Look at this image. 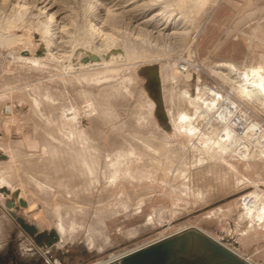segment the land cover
<instances>
[{
  "label": "rangeland",
  "instance_id": "rangeland-1",
  "mask_svg": "<svg viewBox=\"0 0 264 264\" xmlns=\"http://www.w3.org/2000/svg\"><path fill=\"white\" fill-rule=\"evenodd\" d=\"M83 1L0 0V264H101L191 226L264 264L263 230L254 244L240 241L250 226L242 197L264 189V157L209 158L214 121L188 100L207 84L264 120L263 103L240 100L235 75L218 67L264 64V8L132 0L97 22ZM133 1L152 3L138 21L129 19ZM233 3L240 9L227 17ZM49 14L58 26L49 23L56 47L48 48L36 25ZM112 40L127 47L121 60L78 68L81 47ZM183 113L193 133L176 127ZM35 213L44 226L26 223Z\"/></svg>",
  "mask_w": 264,
  "mask_h": 264
},
{
  "label": "bare ground",
  "instance_id": "bare-ground-1",
  "mask_svg": "<svg viewBox=\"0 0 264 264\" xmlns=\"http://www.w3.org/2000/svg\"><path fill=\"white\" fill-rule=\"evenodd\" d=\"M17 1V0H16ZM85 2H86V4L88 5V8L90 7V12H92L93 14H92V17H93V19L94 20H96L97 22H98V20L99 19H102V18H100L102 15H101V12L102 11H107V12H109V13H113V10H120V9H124L125 8V4L127 3L128 4V2L129 1H132V0H111V1H109V0H84ZM83 1V2H84ZM142 1H144V0H142ZM182 2H183V0H181ZM201 1H203V0H201ZM205 1V0H204ZM135 2L137 3V1L135 0ZM134 1L133 2H131L132 3V5L135 3ZM139 2V1H138ZM206 2V1H205ZM204 2V3H205ZM184 3H186L185 2V0H184ZM203 3V2H202ZM201 3V4H202ZM30 4V3H29ZM143 4V8L142 9H137V7H138V5L137 4H134V5H137V6H135L136 7V10H134L135 11V14L133 13V15H132V17H130L129 19H137L138 18V16H139V14H141L143 11H145V9H149L151 6V4H149V2L148 3H142ZM142 4H141V7H142ZM180 4V3H179ZM86 5V6H87ZM131 5V6H132ZM205 5V4H204ZM203 5V6H204ZM23 6H28V3H26L25 5H23ZM130 6V7H131ZM180 6V5H179ZM181 6H184V5H182L181 4ZM49 7V6H48ZM135 7H134V9H135ZM139 7H140V5H139ZM178 7V6H177ZM201 7H202V5H201ZM44 8V7H43ZM181 8V7H180ZM183 8V7H182ZM185 8V7H184ZM184 8H183V10H184ZM42 9V8H41ZM45 9V8H44ZM130 10V9H129ZM142 12H141V11ZM146 10V11H147ZM178 10H179V8H178ZM182 10V9H181ZM182 10V11H183ZM120 11H123V10H120ZM125 11V10H124ZM141 12V13H138V12ZM129 13H130V11H128ZM133 12V11H132ZM179 12H180V10H179ZM115 13V12H114ZM123 13H126V12H123ZM108 14V13H107ZM158 14V13H157ZM119 15V14H118ZM122 15V14H121ZM126 15H127V13H126ZM130 15V14H129ZM183 15V14H182ZM185 15V14H184ZM183 15V16H184ZM38 16V15H37ZM47 16V18H46V20L44 21H42V22H39V24H37L36 25V30H38V31H40L41 32V34L43 35V37L44 38H46V37H48V40H46V43L48 44L47 46H48V48L49 47H52V46H55L56 47V43H55V37H54V34L56 33V32H53V30H51L50 29V25H49V23L51 22H56L57 23V20H56V17H55V15L54 14H49V15H46ZM124 16H125V14H124ZM39 17V16H38ZM128 17V16H127ZM126 17V18H127ZM140 18V17H139ZM138 18V19H139ZM18 19V18H17ZM22 19V18H21ZM92 19V18H91ZM108 19V18H107ZM128 19V18H127ZM128 19V20H129ZM138 19H137V21H138ZM153 20V18L152 19H147L146 20V22H150V21H152ZM154 20H156L155 18H154ZM153 20V21H154ZM160 20V19H159ZM93 21V20H92ZM107 21H109V19L107 20ZM171 21V20H170ZM31 22V21H30ZM100 22V21H99ZM105 22H106V20H105ZM13 23V22H12ZM32 23V22H31ZM30 23V24H31ZM151 23V22H150ZM148 23H145V25H147ZM170 24H173V22L171 21V23ZM55 26V25H54ZM56 26H58V23H57V25ZM92 27V29L94 30V31H96V32H94L93 31V33H95V34H92L93 36H95V35H97V33H99V37H102V35H100V33H102L103 32V30L101 29V26L100 25H94V27H93V22H92V25H91ZM147 26H149V25H147ZM64 27V26H63ZM63 27L61 26H59V31L61 30V29H63ZM108 27V26H107ZM110 29V28H109ZM54 30H56V28L54 29ZM53 32V33H52ZM116 35V34H115ZM92 37V36H91ZM96 37V36H95ZM94 37V38H95ZM57 38V37H56ZM118 38V37H117ZM87 40V42H89L88 41V39H86ZM45 41V40H44ZM63 40H61V42H62ZM94 41H95V39H94ZM57 42V41H56ZM70 42V41H69ZM84 42H85V40H84ZM118 42H119V40H118ZM118 42H116V41H110L109 43H105L102 47H97V46H95V48H93V46H92V48H90V46H91V42H90V46H89V48H87L86 49V47L87 46H84L83 48L81 47V49H82V51H81V53H80V65H81V67H78V68H82V67H84V66H89V67H91V66H94V65H100V63L102 64V63H112V60L114 61V60H116V59H120L121 58V52L122 51H124V50H126V48L124 47V48H121V49H123V50H121V52L118 50V49H116L117 47L119 48L120 47V45H118L119 43ZM121 43H122V41H120ZM60 43V42H59ZM58 43V45H60ZM64 43V42H63ZM62 43V44H63ZM75 43V42H74ZM116 43H117V45H116ZM85 44H86V42H85ZM93 44V43H92ZM125 44H126V42H125ZM130 44V43H129ZM82 45H84V44H82ZM102 45V44H101ZM100 45V46H101ZM127 45V44H126ZM132 45H135V44H132ZM61 46V45H60ZM59 46V47H60ZM81 46V45H80ZM117 46V47H116ZM129 47V46H128ZM135 47V46H134ZM81 49H79V50H81ZM120 49V48H119ZM131 48H129V50H130ZM134 49V48H133ZM49 50V49H48ZM48 50H46V52H49ZM78 51V50H77ZM134 50H132V52H133ZM75 52V51H74ZM50 53V52H49ZM59 53V52H58ZM63 53H65V52H63ZM29 54V53H28ZM51 54V53H50ZM55 54V53H54ZM51 55H53V54H51ZM50 55V56H51ZM60 55V54H59ZM64 55V54H63ZM69 55V54H68ZM77 55V54H76ZM73 56V55H72ZM127 56V55H126ZM125 56V57H126ZM134 55L133 54H131V52H130V54H128V56H127V58H132ZM31 57V56H30ZM58 57V56H57ZM26 59H29V58H27L26 57ZM61 59V58H60ZM121 60V59H120ZM128 60V59H127ZM126 60V61H127ZM37 62V61H36ZM78 62V61H77ZM119 62V61H118ZM128 62V61H127ZM105 64V65H106ZM196 64V63H195ZM191 65V64H190ZM195 66V65H194ZM109 67V66H108ZM196 67V66H195ZM218 67H220L222 70H220L219 71V74H227V75H230L229 77V80L231 79V75L233 76V74L235 75V77H232V79H233V81H236V83H237V87H235V88H233V90L237 93V95H238V97H240V98H243V99H249V100H251V101H254V100H256V101H258V102H260V103H263V105H264V71L261 69V68H257V69H255V68H249V69H244V70H241V69H239L238 67H236L234 64H232V63H223V64H221V65H219ZM86 68V67H85ZM71 69V68H70ZM78 70V69H77ZM96 70V69H95ZM176 72L175 73H179L180 71H178V70H175ZM239 72V73H238ZM186 74H189V73H186ZM189 76V75H188ZM228 78V77H227ZM155 79V78H154ZM235 83V82H234ZM231 84V83H230ZM233 85V84H232ZM234 86V85H233ZM236 86V85H235ZM185 92V94L186 93H188V91H184ZM188 100H189V102L192 104V105H195V107L196 106H198L199 105V107L201 106V108H203V106L202 105H200V102H205V100H203L202 99V94L201 93H199V95H198V97H196V98H192L191 96L188 98ZM199 100H200V102H199ZM216 102V100L215 99H211V104H209L208 105V107H213V105H214V103ZM198 108V107H197ZM198 118V117H197ZM197 120H199V119H197ZM196 120V121H197ZM228 120V119H227ZM194 123V120H193V118L190 116V115H188V113H183V114H181L180 115V123H179V125H177L176 127H178V128H181V127H185L186 128V130L188 131V132H190V133H193L194 131H196V127L193 125V123ZM196 123V122H195ZM200 126V125H199ZM211 127V126H210ZM208 129L209 130H212L211 131V133L210 132H208L209 134L206 136V137H208V139H212L211 140V142H212V144L210 145V146H212V147H214L213 148V150L215 151H213V152H211V153H209V158H211L212 156L214 157L215 155V157H218V158H220L222 161H225V158H224V156H223V154H226V153H229V152H232V153H234V147H236L237 146V143L241 140V139H244V138H241V137H239V136H237V134H235L234 133V131H233V129H232V127L230 126V124L229 123H227V124H225V125H223V127H222V130L224 131V133L225 134H221V136H219V138L218 137H216L215 135H217V131H218V129L217 128H214V127H211V129L208 127ZM220 135V134H219ZM212 136H215L216 138H214V137H212ZM210 142V143H211ZM239 156H241V157H245L246 155L244 154V153H239L238 154ZM214 157V158H215ZM259 157H262V155H260ZM249 159V158H248ZM220 160V161H221ZM233 166V165H232ZM233 169V168H232ZM4 181V180H3ZM2 181V182H3ZM5 183V182H4ZM255 185V187H258L256 184H254ZM4 187V186H3ZM3 190V189H2ZM7 193V192H6ZM18 195V194H17ZM251 197L252 198H249L250 200L245 204V210H243V217L244 218H249V219H252V220H255V219H258V220H260V219H262V217H263V215H264V189H255V190H253L252 192H251ZM30 205V204H29ZM35 206V205H34ZM27 211V210H26ZM31 212V211H30ZM40 212V211H39ZM28 213V212H27ZM33 213V212H32ZM27 215V214H26ZM41 217V215H37L36 213L34 214V215H31V216H29L28 217V215H27V217L29 218V219H27V217H26V223L28 224V225H33V226H36L37 228L38 227H41L44 223H45V221L43 220V219H41L40 217ZM39 218V219H38ZM37 222V223H36ZM44 226V225H43ZM170 226V223H168L167 225H166V227L168 228ZM191 227H195V226H191ZM190 227V228H191ZM195 228H198V229H200V230H202V231H204V232H206L205 230H203L202 228H200V227H195ZM255 229V228H254ZM250 231H251V229H247L245 232H244V234L241 236V243L243 244V245H246V244H248L249 243V245H251L253 242H256V240H257V237L258 236H260L259 235V231H257V230H255L254 232H253V234L251 235L250 234ZM207 233V232H206ZM207 234H209V233H207ZM210 235V234H209ZM212 236V235H211ZM213 237V236H212ZM215 238V237H214ZM246 238V239H245ZM215 239H217V238H215ZM247 240V241H245V240ZM218 240V239H217ZM242 240H244L243 242H242ZM149 244H151V243H148V244H146V245H149ZM146 245H144V246H141V247H139V248H142V247H145ZM139 248H137V249H139ZM231 248V247H230ZM137 249H135V250H137ZM135 250H133V251H135ZM234 250V249H233ZM133 251H130V252H127V253H125V254H122V255H120V256H117V257H114V258H110V260H108V261H106L105 263H108V262H113V261H115V260H118V259H120V258H122L123 256H125V255H127V254H129V253H131V252H133ZM237 252V251H236ZM238 254H240L239 252H237ZM241 255V254H240ZM241 256H243V255H241ZM244 258H246L245 256H243ZM247 260H249V261H251L250 259H248V258H246ZM252 262V261H251ZM105 263H101V264H105ZM253 263V262H252ZM255 264V263H254Z\"/></svg>",
  "mask_w": 264,
  "mask_h": 264
},
{
  "label": "water",
  "instance_id": "water-1",
  "mask_svg": "<svg viewBox=\"0 0 264 264\" xmlns=\"http://www.w3.org/2000/svg\"><path fill=\"white\" fill-rule=\"evenodd\" d=\"M27 231L33 228L20 220ZM105 264H254L228 245L195 228H186Z\"/></svg>",
  "mask_w": 264,
  "mask_h": 264
},
{
  "label": "built area",
  "instance_id": "built-area-1",
  "mask_svg": "<svg viewBox=\"0 0 264 264\" xmlns=\"http://www.w3.org/2000/svg\"><path fill=\"white\" fill-rule=\"evenodd\" d=\"M181 69V73L188 72L187 67ZM199 93L205 100L202 111L207 112H205L206 118L213 119V127L218 129L219 136L225 134L222 130L223 125L229 123L234 133L244 138L234 147V154L244 153L246 156L242 158L246 160L256 159L260 155L264 157V120L254 117L247 111V107L234 96H225L215 87L206 84L199 89L197 95ZM211 99H215L216 102L213 107H208L211 104ZM240 100L242 99L240 98ZM206 104L208 105L206 106ZM249 198H252L251 193L242 197L243 210H245V204L250 200Z\"/></svg>",
  "mask_w": 264,
  "mask_h": 264
},
{
  "label": "crops",
  "instance_id": "crops-1",
  "mask_svg": "<svg viewBox=\"0 0 264 264\" xmlns=\"http://www.w3.org/2000/svg\"><path fill=\"white\" fill-rule=\"evenodd\" d=\"M252 3H253V5H255V7H261V8H264V0H250ZM240 6L241 5H239V4H237V3H233L232 5H230V7H229V9L228 10H226L228 13H226V11H225V15L227 16V17H231L232 16V13H234L235 11H238L239 9H240ZM254 11H251V13H249V14H246V18H245V20L247 21L246 22V24L245 25H249L250 26V24H251V22H252V20L254 19L253 18V16H254ZM253 14V15H252ZM239 20H241V19H239ZM240 22V21H239ZM244 25V26H245ZM247 27V26H246ZM260 34L264 37V25L261 27V29H260ZM226 63H232V62H226ZM232 64H234V63H232ZM235 65V64H234ZM236 66V65H235ZM237 67V66H236ZM250 68H255V69H257V68H261L263 71H264V64H262V63H258V64H256V65H254V66H252V67H250ZM264 185V184H263ZM221 210H219L218 212H220ZM214 214V213H213ZM216 214V213H215ZM243 214H241L240 215V217L241 218H243V219H245V220H248L249 221V224H250V226H249V229H251V231H250V234L252 235L253 234V232L255 231V230H263L264 231V215H263V217H262V219H260V220H258V219H255V220H252V219H249V218H244L243 216H242ZM255 225H257V226H255ZM257 227V228H256ZM235 228V227H234ZM255 228V229H254ZM236 229V228H235ZM205 231H207V230H205ZM208 233H210V232H208ZM212 236H214L212 233H210ZM259 235L260 236H258L257 237V240L256 241H258L259 239H260V237L262 236V233L259 231ZM216 238V237H215ZM218 239V238H217ZM246 239V238H245ZM244 239V240H245ZM219 241H222L223 243H225L226 245H228L229 247H231L232 249H234L235 251H237V252H239L236 248H234V246H231V245H229V244H227L226 243V240H221V239H218ZM244 240H242V242L244 241ZM240 241H241V237H240ZM245 241H247V240H245ZM255 242H253L252 244H254ZM242 244V243H241ZM234 245H237V243H234ZM242 255V254H241ZM247 258V257H246ZM249 259V258H248Z\"/></svg>",
  "mask_w": 264,
  "mask_h": 264
}]
</instances>
